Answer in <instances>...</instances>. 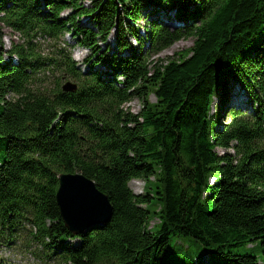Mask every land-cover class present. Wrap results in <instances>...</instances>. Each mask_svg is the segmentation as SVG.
I'll list each match as a JSON object with an SVG mask.
<instances>
[{
	"label": "trees",
	"instance_id": "obj_1",
	"mask_svg": "<svg viewBox=\"0 0 264 264\" xmlns=\"http://www.w3.org/2000/svg\"><path fill=\"white\" fill-rule=\"evenodd\" d=\"M167 10L190 24L170 31L155 19L143 50L140 13ZM0 25L19 36L4 51L0 32L1 246L34 264H264V0H0ZM112 29L118 54L100 53ZM66 31L93 52L89 70ZM188 36L189 49L153 61ZM68 80L75 92L62 90ZM229 80L251 109L221 124ZM133 97L137 114L123 109ZM73 172L112 206L108 223L80 235L55 203L58 175Z\"/></svg>",
	"mask_w": 264,
	"mask_h": 264
},
{
	"label": "rangeland",
	"instance_id": "obj_2",
	"mask_svg": "<svg viewBox=\"0 0 264 264\" xmlns=\"http://www.w3.org/2000/svg\"><path fill=\"white\" fill-rule=\"evenodd\" d=\"M93 4H91L90 2L86 1L84 3V6L86 8H91ZM71 9H68L66 11H64L61 15V17L63 19H67L69 16H71ZM171 12V11H169ZM176 12V11H174ZM147 12H141L140 13V21H138L134 26L137 27L140 31L139 34L141 36V39L145 41L144 45H143V50H145L148 47V41H146V34H144L143 29L145 27H148L149 24L152 21H156L155 19H158L159 22L162 19V13L160 14H150V15H146ZM162 14V15H161ZM84 19H86V17H82L81 19H79L81 22L84 21ZM78 20V21H79ZM79 21V23L81 24V22ZM182 21H186V24H190V20L189 19H182V20H177V23L182 22ZM85 22V21H84ZM87 23L89 22V20L86 21ZM163 20V24L166 25L167 29L171 30H175L176 28H183V27H173L169 24H165ZM181 24V23H180ZM68 29H70V25H67ZM0 32L3 35V50L7 51L9 50L11 43L12 42H17L19 39V36L16 32L10 30L8 27L2 26L0 25ZM116 34L115 30H111L110 31V35L108 36L107 40L105 41V45L102 44L100 41L97 42V45L100 48V53L106 52L109 55H112L114 53H117V46L115 44V40H114V35ZM64 40L67 42L68 44V48L70 51V55L72 57V59L74 60L76 67H78L81 70L86 69L85 68V60L87 59H94L95 57H93V52L87 48L84 47L80 44L77 43L76 38H74L72 32H68L66 31L65 35H64ZM131 39V38H130ZM43 44L46 43H51V39L50 40H46L41 41ZM131 44L134 47L138 46V42L131 40ZM59 45L62 46L61 43H59ZM193 45V37L188 36V37H184L178 40H175L168 48H165L164 50L160 51L158 54L152 55V59H154L153 61H156L158 59L163 60L166 57H175L178 53H181L187 49H189L191 46ZM129 52L125 53V54H121L122 56H129ZM14 58V57H13ZM9 60L8 56H4V60L3 63H7V61ZM12 60V59H11ZM97 68H99V70L102 69H106L107 67H100L98 66ZM227 98L229 99V101H234L235 105L239 106V107H245L246 108V112H250V107L249 105H247V103L245 102V100H241V98L244 96V89L242 87H240V85L232 80H229L227 83ZM219 95H217L213 102H212V114L216 111V109L219 106V96L221 95V93H218ZM148 100L151 102H154L155 99L153 97L152 94L149 95ZM142 108V101L136 97L131 98L127 103H125L123 105V109L125 111H129L133 114H137L140 112V109ZM223 117L221 118L222 122L224 123L225 121H227V114L226 113V109H223ZM219 154H223L224 150L222 149H217ZM211 178V177H210ZM211 183H215V179L211 178L210 180ZM130 188L134 191V193L136 195L142 194L143 190H144V182L140 181V180H133L129 183ZM0 258L4 260V264H29V260L27 257L20 255L18 253H16V251L13 248H7V247H0ZM203 260H207L206 257L203 258Z\"/></svg>",
	"mask_w": 264,
	"mask_h": 264
},
{
	"label": "water",
	"instance_id": "obj_3",
	"mask_svg": "<svg viewBox=\"0 0 264 264\" xmlns=\"http://www.w3.org/2000/svg\"><path fill=\"white\" fill-rule=\"evenodd\" d=\"M62 89L74 91L76 85L66 82ZM55 201L64 225L74 234L95 224L106 223L112 215L108 197L96 188L91 179L78 173L58 176Z\"/></svg>",
	"mask_w": 264,
	"mask_h": 264
}]
</instances>
